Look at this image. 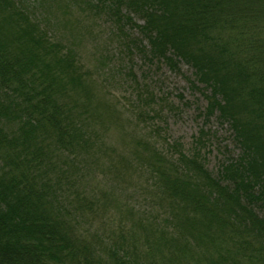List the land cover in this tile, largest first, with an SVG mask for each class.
<instances>
[{
	"label": "trees",
	"instance_id": "16d2710c",
	"mask_svg": "<svg viewBox=\"0 0 264 264\" xmlns=\"http://www.w3.org/2000/svg\"><path fill=\"white\" fill-rule=\"evenodd\" d=\"M53 1L0 0V264H264V0L72 1L128 23L147 60L190 66L237 149L215 174L139 133L151 93L123 110L82 64L78 12ZM101 159L146 202L87 189Z\"/></svg>",
	"mask_w": 264,
	"mask_h": 264
},
{
	"label": "rangeland",
	"instance_id": "374dc122",
	"mask_svg": "<svg viewBox=\"0 0 264 264\" xmlns=\"http://www.w3.org/2000/svg\"><path fill=\"white\" fill-rule=\"evenodd\" d=\"M72 1L69 4L78 12L77 19L80 20L75 24L80 35L76 36L75 44H80L82 64L92 77L115 96L123 110L128 111L131 101L135 102V86L145 94L150 92L153 97L150 106L156 115L153 120L146 118L141 121L139 133L147 135L158 149L168 150L170 144L179 143L180 149L188 154L199 150L206 169L215 174L223 156L227 153L234 156L237 149L226 124L221 125L214 116L204 120L201 112L205 100L191 84L193 72L190 66L179 62L177 68L173 69L163 61L147 60L142 48L145 42H138L137 32L128 23H117L106 14L89 7L85 9L87 6L80 14L79 7ZM41 2L42 12L46 9L51 13H60L53 0ZM72 14L66 16L73 18ZM52 27L57 30L63 28L60 22H54ZM200 128L207 131L204 145L195 143ZM111 135L110 139L107 138L108 142L112 140L115 146H121L120 138L114 132ZM106 162V159H101L99 169L94 167L84 170L92 171L95 177L91 178V174H88L87 189L95 185L105 187L119 198L121 204H124L123 201L137 205H141L144 200L146 202L143 191L132 186L133 180L116 181L109 170L101 171L107 167Z\"/></svg>",
	"mask_w": 264,
	"mask_h": 264
}]
</instances>
